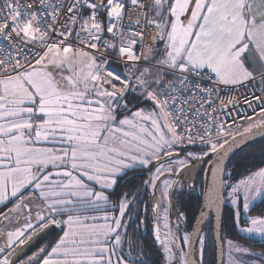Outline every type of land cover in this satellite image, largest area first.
Masks as SVG:
<instances>
[{
  "label": "snow or ice",
  "instance_id": "6c2138e0",
  "mask_svg": "<svg viewBox=\"0 0 264 264\" xmlns=\"http://www.w3.org/2000/svg\"><path fill=\"white\" fill-rule=\"evenodd\" d=\"M256 137L264 0H0V264H264Z\"/></svg>",
  "mask_w": 264,
  "mask_h": 264
},
{
  "label": "trees",
  "instance_id": "16d2710c",
  "mask_svg": "<svg viewBox=\"0 0 264 264\" xmlns=\"http://www.w3.org/2000/svg\"><path fill=\"white\" fill-rule=\"evenodd\" d=\"M262 144H264V142L256 143L254 145H251V147H246L243 152H240L239 154L235 155L234 158L231 160V162L229 163L230 169L240 161V158L242 156H244L246 153L248 154V159L243 163L242 166H240L236 169V179L237 180L241 179V178H243V176L247 175L246 169L255 171L256 168H258V167H264V155H261V153L259 151V146ZM201 178H202V176H201ZM197 184L199 187V181H197ZM197 196H198V192L197 193H191L190 196L185 197L186 211L189 215V220H190L191 224H193V222H194L193 217L197 216V214L199 213ZM254 206L257 209H259L260 207H264V203H262L261 201H258L257 203H255ZM227 208H228V205H225V210ZM253 214H257V213L253 212ZM223 215H224V218L227 219L226 212ZM243 219H245V218L242 217V220ZM211 228H212V220L210 219L206 223V226L204 229V234H206L209 237V239L206 242L205 253L203 256L204 264H216L215 251H213L212 240H211V237L213 235ZM189 230H190V228H189ZM142 232H143V235L141 236V239L146 240L148 242V244L151 246L150 250L154 251L156 248H155V246L151 240L152 239L151 236H149L146 233V231H142ZM58 234H59V231L57 232V234H55L51 239H49L45 243H48V242H51V241H54L55 239H57ZM222 237L224 238L225 241L227 239H237L240 243L244 244L247 247L253 248V250H255V251H260L261 248H264V245H255L254 244V242L258 241V239L246 237V236H243L241 233H239L238 229H235L232 227V223L230 220L228 221L227 228H224L222 230ZM224 251H226V245H225ZM224 264H227V260L224 261Z\"/></svg>",
  "mask_w": 264,
  "mask_h": 264
},
{
  "label": "water",
  "instance_id": "95a60500",
  "mask_svg": "<svg viewBox=\"0 0 264 264\" xmlns=\"http://www.w3.org/2000/svg\"><path fill=\"white\" fill-rule=\"evenodd\" d=\"M260 142H264V137H256L254 140H250L248 143H249V145H254V144L260 143ZM243 147L245 149L246 147H249V146H243ZM231 155L232 154L230 153V156ZM233 158H234V156H233ZM230 162L231 161H226L225 163L229 165ZM209 182H210V176H209ZM210 217H212V221H213V224H214V222H215V213H211L209 218ZM209 218H208V220H209ZM208 220L203 225H201L203 231L205 229V226H206V223L208 222ZM58 231H59V229H51V230H49L46 234L43 235V237L41 238L40 242L41 243H45L46 241L51 239L55 234H57ZM221 236H222V231H221ZM255 245H264V241L257 242V243H255ZM194 248H195V245H194ZM215 260H216V264H224V251L223 252L221 251V249L219 247V242H217V247L215 249Z\"/></svg>",
  "mask_w": 264,
  "mask_h": 264
},
{
  "label": "flooded vegetation",
  "instance_id": "af4514ba",
  "mask_svg": "<svg viewBox=\"0 0 264 264\" xmlns=\"http://www.w3.org/2000/svg\"><path fill=\"white\" fill-rule=\"evenodd\" d=\"M198 215H199V213L197 214V216H198ZM210 219L212 220V217H210L209 220H210ZM173 220H174V216H173ZM209 220H208V221H209ZM193 224H195V220H194ZM212 226H213V221H212ZM142 231H146V233H147L149 236H151L150 227H149V228H146V229H142ZM189 231H191V228H190ZM151 238H152V236H151ZM151 240H152V242H153L155 248L158 249V248H159V245L155 243V241H154L153 238H152ZM260 241H261V240H258V241H256V242H254V244L257 243V242H260Z\"/></svg>",
  "mask_w": 264,
  "mask_h": 264
},
{
  "label": "rangeland",
  "instance_id": "374dc122",
  "mask_svg": "<svg viewBox=\"0 0 264 264\" xmlns=\"http://www.w3.org/2000/svg\"><path fill=\"white\" fill-rule=\"evenodd\" d=\"M259 201V200H258ZM258 201H256L255 203H257ZM0 207H2V206H0ZM246 219V218H245ZM203 234H204V231H203ZM243 236H246V237H249V236H247L246 234H244V233H241ZM250 238H254V239H258V240H261L259 237H250ZM200 259H201V257H200ZM225 260H227V255H226V251H224V261Z\"/></svg>",
  "mask_w": 264,
  "mask_h": 264
},
{
  "label": "bare ground",
  "instance_id": "6f19581e",
  "mask_svg": "<svg viewBox=\"0 0 264 264\" xmlns=\"http://www.w3.org/2000/svg\"><path fill=\"white\" fill-rule=\"evenodd\" d=\"M198 247H199L198 244H196V245H195V248H198ZM194 258L198 261V264H199L200 256H199L198 253L194 255Z\"/></svg>",
  "mask_w": 264,
  "mask_h": 264
}]
</instances>
